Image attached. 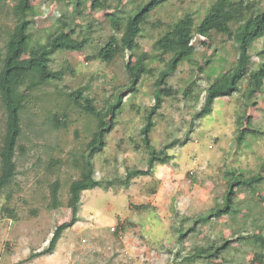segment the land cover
I'll use <instances>...</instances> for the list:
<instances>
[{"label": "rangeland", "instance_id": "1", "mask_svg": "<svg viewBox=\"0 0 264 264\" xmlns=\"http://www.w3.org/2000/svg\"><path fill=\"white\" fill-rule=\"evenodd\" d=\"M129 1L122 3L129 7ZM253 1L255 7L264 4V0ZM69 3L33 1L34 13L28 18L33 42L44 43L47 35L60 26L63 13H71L72 7L65 6ZM13 5L11 1L0 9V60L14 26ZM208 5L209 0H171L153 12L150 21L169 23L186 12L203 15ZM115 6L116 2L111 3L109 11ZM81 13L82 30L87 26L91 29L86 46L53 54L50 68L63 70L62 77L33 89L21 112L17 174L0 193V264H182L183 257L195 246H219L224 240L231 241V246L221 256L193 264H252L254 252L259 251L240 234L264 233V182L255 189L235 190L233 201L240 209L236 217L212 218L206 223L199 220V216L223 204L227 172L246 178L264 176V87L255 97L256 106L246 108L248 101L242 97L243 92H238L217 99L207 116L197 118L205 90L237 60L235 46L229 40L216 43L217 48L211 46L213 62L203 73L198 72V65L206 52L199 48L192 64H180L165 82L164 87L172 89V94L162 95V105L152 117L149 140L156 152L176 142L166 151L167 162L156 165L151 176L132 179L127 189L116 184L106 190L102 186L83 191L79 220L63 232L53 254L29 258L46 247L56 225L69 220L68 187L79 178L82 156L96 130L95 118L63 96L61 89L69 93L81 88L99 110H106L107 102L121 96L116 117L108 114L107 122L113 121L114 128L103 137V150L92 158L96 179H123L127 169L147 168L149 154L142 145L141 130L154 105L155 81L164 66L150 62L152 74L133 85L125 68L130 54L110 64L89 60L96 55L98 45L106 42L111 29L108 23H99L101 15L91 14L88 4ZM161 30L146 26L134 48L135 55L154 57L152 44ZM78 33L74 36L78 40L87 34ZM262 50L264 39L253 45L250 54L253 57ZM256 59L254 56L253 61ZM193 81L192 95L185 97L184 91ZM239 85L246 90L245 83ZM56 118L62 120L61 125H55ZM237 121L250 131L241 146L237 144ZM5 125L6 113L0 103V148ZM54 182L60 184L62 207L51 210L50 185ZM258 199L262 203L257 204ZM257 213L262 220L254 227L250 216L258 217ZM116 214L121 216V229ZM195 221L194 231L187 233L186 228ZM179 228L185 229L181 231L185 234L181 244Z\"/></svg>", "mask_w": 264, "mask_h": 264}, {"label": "trees", "instance_id": "2", "mask_svg": "<svg viewBox=\"0 0 264 264\" xmlns=\"http://www.w3.org/2000/svg\"><path fill=\"white\" fill-rule=\"evenodd\" d=\"M11 1L14 3L11 8L14 26L8 32L3 57L0 60V103L6 113L5 134L0 148V193L10 186L17 174L15 157L22 133L21 112L27 104L32 90L40 86H48L52 81L60 80L64 73L63 70L56 72L51 70V57L56 52L79 51L87 44L88 39L86 37H90L91 29L90 26H87L85 31L82 30L84 28L80 21L81 12L87 4L91 14L101 15L102 19L99 23H108L111 29V34L108 35L106 42L103 45H98L96 55L88 57L89 60L96 59L110 64L117 57H124L125 53L130 54L125 68L129 81L133 85H137L144 75L152 74L150 62L157 61L164 66L158 72L155 81L154 105L146 114L145 123L141 130L142 145L149 154L147 168L127 169L123 179H96L92 161V158L105 147L103 137L114 128L113 121L107 122L108 114L111 113L112 118L116 117V113L121 107V96L115 97L116 100L114 98L112 102H107L106 110H99L94 106L92 99L83 95L81 88L69 93H66L65 89H61L63 96L67 95L76 106L95 118L96 130L86 146V153L82 156L79 178L72 181L68 187L69 220L56 225L46 247L42 251L30 255V259L52 255L63 232L78 222L77 214L83 191L101 188L102 186L106 190L116 184L127 189L132 179L151 176L156 165L167 162L166 151L176 142L165 145L158 152L155 151L149 140V134L154 126L152 117L162 105V95L170 96L172 94V89L164 87L167 79L176 73L180 64L184 62L192 64L193 57L199 48H203L206 52L199 60L198 72L200 74L213 62L214 53L210 52V48L216 43L223 44L228 40L232 41L237 52V60L233 67L214 78L205 90L204 104L197 118L207 116L219 98L230 97L234 93L243 92L242 97L248 101L245 106L247 108L256 106L255 97L263 92L264 51L254 55L257 58V62H254V56L252 57L250 50L258 40L264 39V4L255 7L253 0H209V5L203 15L186 12L169 23L160 21L153 23L150 21V16L153 12L165 7L171 0H130L128 2L129 7H126L122 0H70L69 5L65 6L72 7L71 13L69 12V14L67 11L63 13L59 19L60 26L47 35L44 43L33 42L32 35L29 33L31 21L28 18L31 16L30 14L34 13L32 5L34 0H0V9ZM114 2L117 3V6L109 11L111 3ZM64 18L67 21H64ZM148 25L153 29H162L152 44V51L155 56L150 57L146 53L135 55L134 48L138 44V39L141 37L144 28ZM76 31L79 32L78 34H84V32L87 34H84L86 35L85 38L78 40L74 38L77 35ZM215 47L217 48L216 45ZM147 60L148 63H146ZM241 82L246 85L244 91L240 88ZM194 86L195 81L184 91L185 97L192 95ZM56 119L55 125H61L62 120ZM237 125L239 130L237 144L241 146L250 131L243 128L239 121H237ZM226 176L228 184L227 191L223 196V204L218 205L215 210L199 216L201 222L206 223L212 218H222L228 215L236 217L240 209L233 201L235 190L237 188L255 189L264 182V176L259 174L246 178L237 175L235 172H227ZM59 188L58 182L50 185L51 210L62 207L58 197ZM261 200L258 199L257 204L262 203ZM10 213L14 215L15 212L12 210ZM257 215L258 217L253 214L250 216L254 227L262 220L261 213H257ZM115 217L120 224L118 228L121 229V224H123L121 216L116 214ZM197 222H193V225L186 228L187 233L194 231ZM183 230L185 229L179 228L178 230L179 244L185 236L184 233H181ZM240 237L259 251L254 252L252 264H264V233L249 234L242 232ZM230 246L231 241L229 240L222 241L219 246L201 247L197 245L189 255L183 257L182 264H193L198 261L217 258Z\"/></svg>", "mask_w": 264, "mask_h": 264}]
</instances>
